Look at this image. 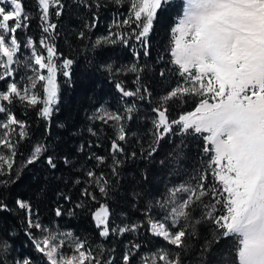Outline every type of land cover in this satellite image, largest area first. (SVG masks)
<instances>
[{
    "label": "snow or ice",
    "instance_id": "6c2138e0",
    "mask_svg": "<svg viewBox=\"0 0 264 264\" xmlns=\"http://www.w3.org/2000/svg\"><path fill=\"white\" fill-rule=\"evenodd\" d=\"M113 3L119 5L122 0H113ZM127 3L128 17L119 23L114 20L113 25H127L147 56L150 34L166 8L171 7L170 0H127ZM37 5L42 30L39 48L31 36L23 44L18 40V30L27 28L33 18L25 12L22 0H0V81L5 82V87L0 89V114L5 116L0 120V177H9L0 179L4 188L20 179L23 167L45 156L50 169L58 166L57 158L47 155V145L36 144L26 165L14 169L18 145L30 137V131L27 122L19 119L11 106L19 102L27 108H38L39 116L50 119L59 101L57 73L62 71L70 78L74 63L64 58L59 65L56 60L58 25L51 22L50 17L62 15V0H37ZM86 6L102 5L99 0H88ZM95 26V18L86 25ZM169 31L168 62L173 67L161 68L159 74L161 78L178 74L180 82L160 96L157 106L152 108V140L147 149L141 148V155L152 158L161 141L169 135H177L180 143L169 157L177 161L187 159V138H202L200 167L193 168L187 180L167 188L154 205L146 206L145 218L139 224L110 227L113 213L108 203H100L92 213L99 236L123 235L145 227L154 237L174 247L157 249L150 256L142 257L144 264H186L185 257L193 248L191 241L199 236L198 226L210 223L214 231L211 239H205L200 246L198 264H211L210 258H214L216 264H264V0H183L182 14ZM116 35L97 39L95 43H116ZM119 39L128 43L123 34H119ZM22 48L31 50L23 67L33 72L24 86L13 79L17 72L14 66L21 64ZM160 59L162 61L163 57ZM107 67L109 72L113 70L111 65ZM120 70L136 73L134 83L141 80L143 69L136 64L117 71ZM38 84H42V92L37 90ZM116 87L122 97L144 100L151 95L143 85L135 90L126 89L122 83H117ZM189 101L193 104L192 110H181L171 117L173 111ZM136 111L137 106L132 103L122 111L101 106L93 114L92 119L113 129L114 138L110 141L113 175H118L117 169L122 163L116 154L125 152L122 142L129 136L127 121L136 118ZM89 132L97 135L92 128ZM84 148L82 144L78 150L83 152ZM136 155L135 151L131 153L133 158ZM91 158L99 165L108 159L95 154ZM63 162L72 163L67 156ZM13 175L15 179H11ZM86 176L83 196L97 201L92 189H98L100 197H110L113 185L103 172L97 174L89 169ZM210 177L214 183L210 182ZM16 205L26 211L28 235L49 264H115L116 257L111 254L115 249L106 250L103 245L93 249L86 240L74 237L71 232L52 231L38 219L33 220L29 201L17 200ZM78 207H84L83 203ZM8 210V205L0 200V211ZM196 212L200 213L198 218ZM56 215H62L59 208ZM31 229H40L41 237L34 236ZM223 239H235L234 251L213 252L214 246ZM66 241L71 245V254L62 251ZM130 245L122 255V264H131L133 250L141 248L139 243L130 242ZM9 247L6 240H0V251L6 252ZM0 264L7 261L0 258ZM13 264L36 262L24 258Z\"/></svg>",
    "mask_w": 264,
    "mask_h": 264
},
{
    "label": "trees",
    "instance_id": "16d2710c",
    "mask_svg": "<svg viewBox=\"0 0 264 264\" xmlns=\"http://www.w3.org/2000/svg\"><path fill=\"white\" fill-rule=\"evenodd\" d=\"M26 13L32 14L28 21L29 26L17 32L18 40L23 44L31 36L36 42L42 35L37 10V0H22ZM64 9L60 17L52 15L51 22L58 25L55 33V44L59 55L56 59L63 62L64 58L74 61L71 66V76L65 77L57 74L60 88L59 101L55 106L50 119L38 115V108H27L19 102L11 108L17 117L27 122L30 137L20 141L16 157L15 168L26 165L33 147L36 144L47 145V155H52L58 160V166L52 170L46 164V156L39 162L26 165L21 169L22 175L15 183L7 188L0 185V200L8 205V211H0V240H6L10 246L6 252L0 251V258L13 264L16 260L30 258L35 261L40 256L28 235L27 213L19 209L17 200L29 201L32 205L33 218L38 219L44 226L57 225L68 229L74 236L86 240L95 249L103 245L106 250L115 249L112 255L121 261L122 255L131 244L139 243L141 248L133 250V259L140 260L144 255H150L153 248H172L163 239L154 237L145 227L138 232H127L123 235L111 234L104 238L99 236L92 213L100 203H108L110 211V227H124L139 224L144 220L146 206L154 205L167 188L188 179L193 168L200 167L203 140L187 138V159L177 161L169 157L180 137L169 135L161 141L158 151L152 158L146 159L141 155V148L147 149L152 140L151 129L154 114L152 108L167 90L175 87L180 82L178 74L160 76L161 68H172L168 62L170 42V28L175 19L181 14L183 4L179 0H170L171 7H167L154 26L150 34L149 54L145 56L138 41L130 34L127 25L116 27L113 21H121L128 17L127 0L117 5L113 0H99L100 7H87L88 0H62ZM55 12V9H50ZM95 27H86L93 22ZM84 36L81 37L80 33ZM115 36L116 43H101L96 45L97 39ZM123 34L128 43L124 44L119 39ZM139 52V56H137ZM161 57L163 60L161 61ZM136 64L142 68L141 80L134 83L136 73L117 71ZM108 65L112 66L109 72ZM122 83L126 89L135 90L143 85L148 88L150 96L144 100L138 97H122L116 87ZM42 92V84L38 85ZM135 103L137 111L135 119L127 121L129 131L128 140L124 143L125 152L116 154L122 163L118 166V175L112 174L113 159L110 154V141L114 138L111 126H105L100 121L92 119L96 109L101 106L112 111L123 110L128 105ZM191 101L171 113L175 117L181 110H192ZM92 128L97 135L89 132ZM15 138V137H14ZM85 145L84 151L78 149ZM136 152L135 158L131 156ZM92 154L106 156L104 164L91 158ZM72 161L71 165L63 162L64 157ZM161 161H164L161 164ZM89 169L103 172L113 185L110 197H100L98 189H92L98 197L92 201L82 195V189L87 185L86 173ZM0 179H9L8 176ZM11 179H15L13 175ZM80 180L81 183H76ZM210 182L214 183L211 180ZM66 197L70 199H66ZM83 203L84 207H78ZM59 208L62 215L57 216ZM71 213V214H70ZM155 214V213H153ZM198 218L200 213H195ZM32 231V229H31ZM214 226L204 223L198 226L199 236L194 238L192 250L185 257L186 264H198V253L205 239H211ZM235 239H223L219 245L214 246L213 252L234 251ZM211 264H216L210 258ZM144 263V262H142Z\"/></svg>",
    "mask_w": 264,
    "mask_h": 264
},
{
    "label": "rangeland",
    "instance_id": "374dc122",
    "mask_svg": "<svg viewBox=\"0 0 264 264\" xmlns=\"http://www.w3.org/2000/svg\"><path fill=\"white\" fill-rule=\"evenodd\" d=\"M179 1H181L183 4V0H179ZM181 14H182V11H181ZM25 42H26V40H25ZM40 50L43 51V49H40ZM44 54L46 55V52ZM30 55H31L30 49L22 48V54L20 55L21 64L14 66L17 68V72H16V75L13 77V79H15L21 86H24L25 84H27L28 83L27 78L33 75V72L31 71L30 68L23 67V61L27 57H29ZM56 60H57V63L59 65H62V61H60L58 59H56ZM45 74H46V70H45ZM57 74H63V72L59 71ZM57 83H58V79H57ZM38 85H40V84H38ZM38 85H37V87H38ZM4 87H5V82L0 81V89H3ZM3 119H5L4 114H0V120H3ZM0 150H2V149H0ZM4 151H6V150H4ZM32 218H33V214H32ZM33 220H35V219L33 218ZM45 227L48 229H51L52 231H59L60 233L70 232L68 229L57 226V225L45 226ZM32 233L37 238H40L42 235L40 229H32ZM74 237H76V236H74ZM157 249H161V248H153V252H155ZM62 251L66 254H71V245L69 242L66 241ZM39 254H40V256L35 259L36 264H49V262L47 261V258L44 257V255L42 253L39 252ZM145 256H150V255H144L142 257H145ZM142 257L140 260L133 261L132 264H144V263H142L143 262ZM115 264H122V259H121V261L115 260Z\"/></svg>",
    "mask_w": 264,
    "mask_h": 264
}]
</instances>
